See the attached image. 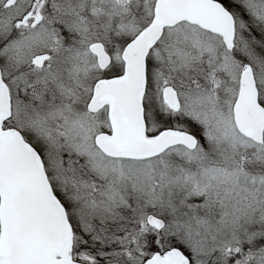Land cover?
Segmentation results:
<instances>
[{
    "label": "snow or ice",
    "instance_id": "6c2138e0",
    "mask_svg": "<svg viewBox=\"0 0 264 264\" xmlns=\"http://www.w3.org/2000/svg\"><path fill=\"white\" fill-rule=\"evenodd\" d=\"M0 264H264V0H0Z\"/></svg>",
    "mask_w": 264,
    "mask_h": 264
}]
</instances>
